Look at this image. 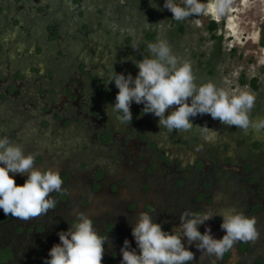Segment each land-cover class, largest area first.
Listing matches in <instances>:
<instances>
[{"label":"flooded vegetation","instance_id":"obj_1","mask_svg":"<svg viewBox=\"0 0 264 264\" xmlns=\"http://www.w3.org/2000/svg\"><path fill=\"white\" fill-rule=\"evenodd\" d=\"M164 2L0 0V138L20 143L35 155L36 167L58 169L63 180L62 190L50 194L57 203L47 215L25 222L0 209V264H45L60 243L58 233L67 231L81 211L107 238L102 264H121L125 239L139 254L132 236L139 212L149 213L169 232L186 210L219 214L229 209L255 217L260 238L236 243L217 260L201 258L195 242L188 245L182 236L195 254L190 264H264V161L250 152L246 134L208 114L190 117L189 131L170 132L159 127L158 117L143 113V104H131L128 123L112 111L119 90L104 79L113 67L125 76L138 74L130 64L133 53H141L149 33L159 37L163 22L171 25L159 12L146 15ZM207 14L198 24L222 22L218 33L226 43L225 17ZM243 71L262 75L264 65L257 71L229 68L230 80L214 84L249 90L248 83H240ZM204 126L218 132L213 140L204 139ZM10 175L17 185L27 179V174ZM222 222L216 215L198 230L203 234L210 228L220 239Z\"/></svg>","mask_w":264,"mask_h":264},{"label":"clouds","instance_id":"obj_2","mask_svg":"<svg viewBox=\"0 0 264 264\" xmlns=\"http://www.w3.org/2000/svg\"><path fill=\"white\" fill-rule=\"evenodd\" d=\"M230 4L231 0H210L207 4L201 0H182V4L165 0L163 7L173 14L172 19L183 21L206 13L223 15ZM147 48L151 56H143L135 63L139 69L135 77L130 73L127 76L117 73L113 67L111 74L104 79L106 86L114 82L119 90L111 107L121 123L131 122L130 108L135 102L143 104V113L158 117L159 127L170 132L191 130L190 117L204 114L222 125L236 126L245 132L264 130V118L255 121L250 118L256 99L252 92L238 90L230 93L211 81L198 85L190 63H181L167 41L149 43ZM172 106H176L175 110L166 115ZM200 128L206 141L213 140L218 133L207 126ZM0 165V209L5 216L27 222L47 215L56 207L57 202L50 198V194L62 190L63 180L58 169L36 167L35 155L25 153L20 143L7 136L0 138ZM10 173L27 174V179L23 185H17ZM216 215L222 217L220 227L225 232L220 239L213 238L210 228L203 234L198 230V225ZM256 224L255 217H247L235 209L219 214L186 210L180 215L179 226L166 232L159 223L153 222L149 213L141 211L132 227L139 254L125 239L121 264H190L195 254L182 243V236L186 237L188 245L195 242V247L202 253L201 258L215 256L221 260L236 243H255L260 238ZM58 236L60 243L50 249V258L45 264H102L107 238L98 234L93 219L84 212H77L75 223Z\"/></svg>","mask_w":264,"mask_h":264},{"label":"trees","instance_id":"obj_3","mask_svg":"<svg viewBox=\"0 0 264 264\" xmlns=\"http://www.w3.org/2000/svg\"><path fill=\"white\" fill-rule=\"evenodd\" d=\"M175 2L182 4V0H175ZM201 2L203 3V0ZM151 10L155 13L159 12L161 18L165 17L163 19L165 21L166 18H169L168 21L170 20L171 25L169 26L167 21L165 23L162 21L163 26H160L161 32H159L158 38L149 33V41L146 42L144 48L142 47V54L133 53L130 63L132 66L142 60L143 56H151L147 48L149 43L164 40L171 46L173 54L180 59L181 63H190L195 82L198 85L209 81L215 84L227 82L225 78L229 76L230 65L239 59V54L236 47L229 48L226 43L223 44V35L218 33V29L223 25L222 22L219 25L217 21L212 20L209 24L200 26L197 20L199 17L196 16L183 21H176L172 19L173 14L160 5L147 9L146 15ZM251 74L243 71L240 83L242 85L248 83L250 89L247 91L252 92L256 97L255 106L250 113V118L255 121L264 118V71L262 75L252 76ZM221 78H224L223 81L225 82ZM234 127L236 128V126ZM237 130L246 134L245 144L249 149L251 148L250 152L254 156L260 155L261 160L264 161V133L260 131V134H257L255 130L251 129L252 135L250 136L249 130L247 132L238 128ZM258 152L259 154H257Z\"/></svg>","mask_w":264,"mask_h":264},{"label":"rangeland","instance_id":"obj_4","mask_svg":"<svg viewBox=\"0 0 264 264\" xmlns=\"http://www.w3.org/2000/svg\"><path fill=\"white\" fill-rule=\"evenodd\" d=\"M206 16L208 14L199 17L205 19ZM215 16L226 19V44L241 51L242 58L230 65L231 71L239 65L247 67L249 71H257L264 65V0H231L225 13ZM226 78L230 80L229 76ZM225 87L230 88L228 85ZM172 107L167 111H171ZM17 122L21 121L17 119ZM162 145L166 146L167 143ZM65 147L68 145L65 144Z\"/></svg>","mask_w":264,"mask_h":264}]
</instances>
